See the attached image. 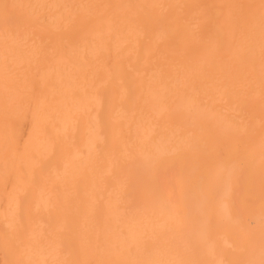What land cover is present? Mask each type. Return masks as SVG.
<instances>
[{
  "label": "bare ground",
  "instance_id": "obj_1",
  "mask_svg": "<svg viewBox=\"0 0 264 264\" xmlns=\"http://www.w3.org/2000/svg\"><path fill=\"white\" fill-rule=\"evenodd\" d=\"M0 264H264V0H0Z\"/></svg>",
  "mask_w": 264,
  "mask_h": 264
}]
</instances>
